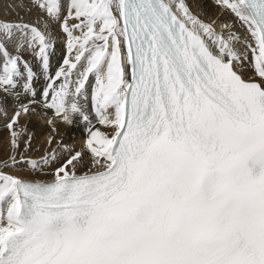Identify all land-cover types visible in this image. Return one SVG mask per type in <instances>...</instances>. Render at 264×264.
I'll return each instance as SVG.
<instances>
[{
	"label": "snow or ice",
	"instance_id": "snow-or-ice-1",
	"mask_svg": "<svg viewBox=\"0 0 264 264\" xmlns=\"http://www.w3.org/2000/svg\"><path fill=\"white\" fill-rule=\"evenodd\" d=\"M0 126V264H264V0H5Z\"/></svg>",
	"mask_w": 264,
	"mask_h": 264
},
{
	"label": "bare ground",
	"instance_id": "bare-ground-1",
	"mask_svg": "<svg viewBox=\"0 0 264 264\" xmlns=\"http://www.w3.org/2000/svg\"><path fill=\"white\" fill-rule=\"evenodd\" d=\"M4 2H5V0H0V5H2ZM60 51H61V44H60L59 38H58V43H57V53H58V55H59ZM21 123H23V121H21ZM28 127H29V129L36 128L38 131H40V129L38 128V125L36 124L35 121L29 122ZM74 128L76 130L71 131L69 133V129H68L67 126H64L62 124L60 125V131L61 132L68 133L70 135V137L74 138V141L70 139L67 142H75L77 147H79V145L81 144L82 139H83V134H82V131L80 130V126L79 125L74 126ZM43 139H44V137H43L42 134L38 135L36 141L33 144V148L34 149L42 148ZM6 141H7V133L4 132L2 126H0V157H2L3 154H4V151H6ZM39 154H40V152H33L32 153L33 156H38Z\"/></svg>",
	"mask_w": 264,
	"mask_h": 264
}]
</instances>
